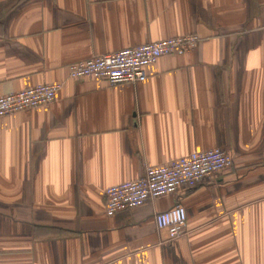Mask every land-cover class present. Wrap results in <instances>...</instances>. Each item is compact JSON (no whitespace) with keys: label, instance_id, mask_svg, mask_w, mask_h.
<instances>
[{"label":"crops","instance_id":"1","mask_svg":"<svg viewBox=\"0 0 264 264\" xmlns=\"http://www.w3.org/2000/svg\"><path fill=\"white\" fill-rule=\"evenodd\" d=\"M137 84L68 65L171 36ZM61 83L0 118V264H264V0H0V95ZM220 147L232 165L109 217L104 189ZM187 213L170 240L154 216Z\"/></svg>","mask_w":264,"mask_h":264},{"label":"built area","instance_id":"2","mask_svg":"<svg viewBox=\"0 0 264 264\" xmlns=\"http://www.w3.org/2000/svg\"><path fill=\"white\" fill-rule=\"evenodd\" d=\"M195 33L171 36L92 56L68 65V77L79 79L94 76L109 85L137 84L146 77V68L164 55L191 52L199 43ZM61 83H39L0 95V118L18 111L47 107L55 99ZM232 155L220 147L191 151L178 158L147 165L135 179L122 181L104 189V210L109 217L123 210L137 208L150 199L192 189L205 179L232 165ZM187 213L181 204L160 211L154 216L156 228L166 230L175 240L186 226Z\"/></svg>","mask_w":264,"mask_h":264}]
</instances>
